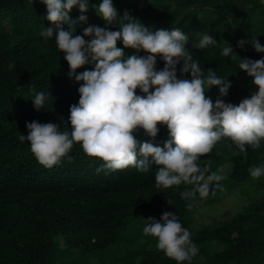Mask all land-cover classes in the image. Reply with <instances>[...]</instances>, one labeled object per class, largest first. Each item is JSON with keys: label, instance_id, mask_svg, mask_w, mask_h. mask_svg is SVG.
I'll list each match as a JSON object with an SVG mask.
<instances>
[{"label": "trees", "instance_id": "1", "mask_svg": "<svg viewBox=\"0 0 264 264\" xmlns=\"http://www.w3.org/2000/svg\"><path fill=\"white\" fill-rule=\"evenodd\" d=\"M112 2L119 16L128 11L146 27L162 21V29L170 31L175 27L185 32L189 36L187 47L200 67L205 72L214 69L218 77L232 84L223 98L225 103L240 90L258 91L253 79L239 69V57L259 60L264 54L248 44L241 49L237 41L254 37L264 46V0ZM92 5L96 0H89V10L84 13L89 24L95 18ZM81 14L74 8L70 17L77 20ZM46 16V5L40 0H0V264H65L59 261V254L72 256L74 251L79 257L108 251L106 260L100 261L104 264H177L157 248L155 237L146 239L141 233L134 234L120 243L119 234L129 224L136 221L141 226L149 217L160 220L165 211L178 215L198 246L197 256L183 264H264V204L251 203L218 226L190 229L196 202H218L223 191L254 181L249 169L264 166V140L255 150L246 145V153L239 150L235 154L239 148L229 138H222L209 154L200 157V165L214 169L220 163L227 170L226 178L220 181L223 190L215 189V195L210 192L207 198L197 194L188 200L181 197V192L190 190L191 185L167 189L156 186V165L147 172L131 166L108 170L102 159L88 156L81 144H74L51 168L39 163L30 142H22L20 135H28L26 125L33 121L53 123L70 133V106L78 104L82 83L69 79L70 67L55 38L45 40L41 36L42 30L53 27ZM99 19L104 27L105 21ZM64 27L67 30V25ZM109 27L119 30L118 25ZM200 33L212 35L217 43L204 50L192 49ZM77 34H82L79 27ZM230 45L233 53L222 56V49ZM117 47L124 50L125 58L147 55L125 49L122 40ZM164 66L157 57V70ZM180 67L178 78L191 79L190 74L180 76ZM93 68L87 64L77 72ZM39 92L48 98L44 108L37 111L31 100ZM137 95L144 94L137 89ZM210 95L215 102L219 89H206V96ZM158 127L153 143L164 147L169 132L166 125ZM134 135L140 141L152 140L143 129ZM256 180L264 188V180ZM59 241L65 249H59ZM132 243L140 247L133 249ZM115 253L118 257L110 261L109 255Z\"/></svg>", "mask_w": 264, "mask_h": 264}, {"label": "clouds", "instance_id": "2", "mask_svg": "<svg viewBox=\"0 0 264 264\" xmlns=\"http://www.w3.org/2000/svg\"><path fill=\"white\" fill-rule=\"evenodd\" d=\"M40 2L46 5V19L53 25L42 30L41 36L45 40L55 38L70 67L69 79L82 82L79 102L70 106V133L53 123L33 121L26 125L28 135H20L22 142H30L32 153L43 166L53 167L74 144H81L88 156L102 159L108 170L131 166L147 172L156 165V186L167 189L191 185L190 190L181 192V197L188 200L197 194L207 198L210 192L215 195V189L223 190L220 181L225 177L211 171L207 164L200 165V157L209 154L222 138H229L244 153L246 145L253 150L260 147L264 140V57H239V69L253 79L258 91L233 105L223 99L232 84L218 77L214 69L205 72L200 67L187 47L189 36L181 29L146 27L128 11L119 16L112 0L92 5L105 21L104 27L88 23L84 13L89 10V0ZM74 8L82 13L77 20L70 17ZM116 25L119 30H110L109 26ZM78 27L82 34H77ZM199 35L192 49L204 50L217 43L212 35ZM121 40L125 49L147 55L125 58L124 50L117 47ZM246 44L264 54L259 39L237 41L241 49ZM233 51L230 45L222 49L221 55L228 57ZM157 57L165 63L162 70H157ZM87 64L94 68L77 72ZM178 65H182L180 76L190 74L191 79L178 78ZM212 87L219 89L215 102L206 96V89ZM137 89L144 95H137ZM47 98L44 92L34 94L31 101L37 111L44 108ZM158 125H166L169 132L164 147L153 143L160 131ZM138 129L152 140H138L134 135ZM249 172L259 178L264 176V166H253ZM145 220L144 235L155 237L157 248L168 258L183 264L197 256L198 246L178 215L165 211L160 220Z\"/></svg>", "mask_w": 264, "mask_h": 264}, {"label": "rangeland", "instance_id": "3", "mask_svg": "<svg viewBox=\"0 0 264 264\" xmlns=\"http://www.w3.org/2000/svg\"><path fill=\"white\" fill-rule=\"evenodd\" d=\"M102 0H96V5L98 6ZM94 13V19L92 20L91 24L99 25L102 27V23L100 22L99 16L94 9L92 14ZM91 14V15H92ZM155 29L162 28V21L155 24H149L148 27H153ZM255 92L252 89H245L240 90L233 99H230L229 103H236L238 105L243 99L250 98L251 93ZM210 98L213 96L210 95ZM239 149L235 152L238 153ZM226 158H223L225 160ZM223 160H219L222 162ZM218 163L214 169V172H218L222 174L225 178L227 175V170L220 166ZM259 179L260 181L264 180V176L259 178H255L254 181L250 184L243 185L242 187L235 188V189H227L223 191L222 195L220 196L218 202L211 203L205 199L196 202L194 205L196 206L192 223L190 224L191 231H196L201 229L202 227H214L231 220L236 214H238L243 207L248 206L251 203H258L260 205L264 204V188L259 182L256 180ZM224 181V179H223ZM136 221L129 224L120 234V243L124 242V238L129 239L133 237L134 234L139 235L140 233L143 235L144 238L147 239L153 236H146L143 233V228L145 224L138 226L140 223H135ZM142 241V240H141ZM59 249H65L64 244L62 241L58 242ZM140 244L132 243L133 249H138ZM151 247V246H150ZM108 251L103 253H91L90 255H85L84 257H79V254L74 251L73 255L65 254V252H61L59 254V261L64 262L65 264H104L105 262H100L102 259L106 260L105 256ZM108 258L110 261L112 258L118 257V253L109 255ZM202 259V258H201Z\"/></svg>", "mask_w": 264, "mask_h": 264}]
</instances>
